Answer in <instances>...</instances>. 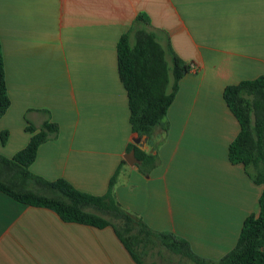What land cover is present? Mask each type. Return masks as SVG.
Instances as JSON below:
<instances>
[{"label": "crops", "instance_id": "0c3cea01", "mask_svg": "<svg viewBox=\"0 0 264 264\" xmlns=\"http://www.w3.org/2000/svg\"><path fill=\"white\" fill-rule=\"evenodd\" d=\"M139 13L192 66L167 111L168 131L151 139L131 131L117 72V41ZM0 43L10 99L1 156L27 145V121L48 119L57 138L38 148L29 171L101 196L132 143L159 164L147 176L122 165L113 189L121 208L203 260L235 247L262 186L228 160L240 128L223 89L264 75V0H0ZM0 264L135 263L111 228L64 223L0 193Z\"/></svg>", "mask_w": 264, "mask_h": 264}, {"label": "trees", "instance_id": "16d2710c", "mask_svg": "<svg viewBox=\"0 0 264 264\" xmlns=\"http://www.w3.org/2000/svg\"><path fill=\"white\" fill-rule=\"evenodd\" d=\"M117 72L127 94L129 124L138 137L166 134V115L178 90V82L192 66L179 58L170 46L168 34L153 28L149 17L139 13L116 44ZM223 100L239 124L240 131L228 147V160L242 165L247 176L262 186L257 214L243 221L235 247L218 261L203 260L191 251L187 241L170 232H157L138 216L121 208L113 189L124 159L109 180L104 195L76 190L63 179L47 181L29 171L38 148L58 135V125L45 120L39 127L29 121L27 145L11 158L0 155V193L32 208L48 209L64 223L98 230L111 228L135 264H264V75L240 81L223 89ZM10 106L0 43V119ZM32 110L27 111L26 113ZM43 114L45 110L38 111ZM8 132H1V142ZM161 139L157 145L162 143ZM140 174L147 176L159 164L157 153L142 152L129 143Z\"/></svg>", "mask_w": 264, "mask_h": 264}, {"label": "water", "instance_id": "95a60500", "mask_svg": "<svg viewBox=\"0 0 264 264\" xmlns=\"http://www.w3.org/2000/svg\"><path fill=\"white\" fill-rule=\"evenodd\" d=\"M123 159H124L125 162H126L128 165H130V166L137 164V160H136L135 157H134V153H133V151H131V152L125 154V155L123 156Z\"/></svg>", "mask_w": 264, "mask_h": 264}, {"label": "rangeland", "instance_id": "374dc122", "mask_svg": "<svg viewBox=\"0 0 264 264\" xmlns=\"http://www.w3.org/2000/svg\"><path fill=\"white\" fill-rule=\"evenodd\" d=\"M152 25V24H151ZM161 30V29H160ZM163 31V30H162ZM48 112V111H47ZM49 113V112H48ZM43 114V113H42ZM47 116H50V114H48ZM58 128H59V126H58ZM8 138V137H7ZM6 143H7V140L5 141V143L3 144L2 142H1V133H0V144L2 145V146H4V145H6ZM173 258V262H174V264H184L182 261H180V260H178L176 257H172Z\"/></svg>", "mask_w": 264, "mask_h": 264}]
</instances>
